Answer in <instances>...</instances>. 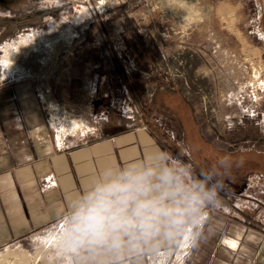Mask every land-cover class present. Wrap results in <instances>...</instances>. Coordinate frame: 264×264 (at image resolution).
Segmentation results:
<instances>
[{
	"label": "rangeland",
	"instance_id": "obj_1",
	"mask_svg": "<svg viewBox=\"0 0 264 264\" xmlns=\"http://www.w3.org/2000/svg\"><path fill=\"white\" fill-rule=\"evenodd\" d=\"M12 2L0 9V87L34 80L41 104L58 109L49 117L60 132L114 130L151 117L189 151L193 185H216L232 164L220 204L248 189L252 177L255 191L264 190L257 0ZM7 52L17 62L14 73L4 72ZM49 184L44 177L42 189L55 182ZM64 227L61 219L0 241V264H71L61 245Z\"/></svg>",
	"mask_w": 264,
	"mask_h": 264
},
{
	"label": "crops",
	"instance_id": "obj_2",
	"mask_svg": "<svg viewBox=\"0 0 264 264\" xmlns=\"http://www.w3.org/2000/svg\"><path fill=\"white\" fill-rule=\"evenodd\" d=\"M13 3L0 0V9L15 7ZM257 4L264 58V0ZM40 99L34 80L0 87V241L16 240L61 219L66 229L72 199L86 193L109 167L155 162L176 170L185 188L193 185L189 151L153 118L114 130L108 124L62 133L49 117L50 108L58 109ZM162 130L166 138L159 136ZM175 146L181 156L174 153ZM156 156L163 159L154 161ZM49 176L55 185L43 190L41 181ZM256 178L227 205L201 207L198 221L187 222L171 238L159 236L147 250L129 253L124 264H264V190L255 191ZM71 264H80L79 256L71 254Z\"/></svg>",
	"mask_w": 264,
	"mask_h": 264
},
{
	"label": "clouds",
	"instance_id": "obj_3",
	"mask_svg": "<svg viewBox=\"0 0 264 264\" xmlns=\"http://www.w3.org/2000/svg\"><path fill=\"white\" fill-rule=\"evenodd\" d=\"M231 167L212 187L187 188L176 170L155 162L106 168L86 193L72 199L61 245L79 256L80 264H124L129 253L147 250L159 236L171 238L187 222L198 221L201 207H218Z\"/></svg>",
	"mask_w": 264,
	"mask_h": 264
},
{
	"label": "trees",
	"instance_id": "obj_4",
	"mask_svg": "<svg viewBox=\"0 0 264 264\" xmlns=\"http://www.w3.org/2000/svg\"><path fill=\"white\" fill-rule=\"evenodd\" d=\"M178 93H179V92H178ZM175 94H176V91H175ZM178 97L180 98L181 103L185 104V105L188 107V108H187V111L189 112L190 115H192V112L194 111V110H193V106H192V104H191V103L186 99V97H185L184 95H182L181 93L178 94ZM176 113H177V112H176ZM145 118H146V116H145ZM146 120H147V121H150V118L147 117ZM195 120H196V125H198V126L200 127V126H201V122L197 121L196 116H195ZM162 131H163L162 134L159 133V136L162 137V135H163V138H166L168 135L165 133L164 130H162ZM160 132H161V131H160ZM165 136H166V137H165ZM246 136H247V138L249 137V138L254 139V140H259V139H260V134H256V133H254V134H252V133H250V134H246ZM241 137H243V136H241ZM221 152H224V151H221ZM221 152H219L218 156H223V155H222L223 153H221ZM174 153L177 154V155H179V156L182 155L181 152H180V150H179V148H178L177 146H175V152H174ZM225 153H227V152H225ZM236 154H237V153H236ZM207 184H210V186H211V185H212V186L214 185V184H211V183H209V182H207ZM220 195H221V197H223V192H222V191H221Z\"/></svg>",
	"mask_w": 264,
	"mask_h": 264
},
{
	"label": "bare ground",
	"instance_id": "obj_5",
	"mask_svg": "<svg viewBox=\"0 0 264 264\" xmlns=\"http://www.w3.org/2000/svg\"><path fill=\"white\" fill-rule=\"evenodd\" d=\"M14 58H13V54H12V52H10V53H6V55L2 58V64H3V66L5 67L4 68V72H5V74L6 73H14V71H15V67L14 66H16V63L17 62H15L14 60H13ZM14 61V62H13ZM14 67V68H13ZM46 90L43 88V93L45 92ZM44 95L47 97L48 95L46 94V93H44ZM48 98V97H47ZM49 99V98H48ZM51 102V100L49 101V103ZM51 104H53V103H51ZM70 129H72V128H70ZM78 131V130H77ZM66 132V131H65ZM74 132H76V131H74ZM61 136V135H60ZM63 230V235H64V233H65V231H66V229L65 228H63L62 229ZM188 236V235H187ZM63 238V237H62ZM185 239H187V237L185 238ZM189 239V238H188ZM9 251V250H8ZM14 251V250H13ZM12 251V253H13V255L16 253V252H13ZM25 251V250H24ZM7 252V251H6ZM8 253V252H7ZM6 254V253H5ZM23 255H25V253L23 254ZM7 256V255H6ZM18 256V255H17ZM25 258V257H24ZM23 259V258H22Z\"/></svg>",
	"mask_w": 264,
	"mask_h": 264
},
{
	"label": "built area",
	"instance_id": "obj_6",
	"mask_svg": "<svg viewBox=\"0 0 264 264\" xmlns=\"http://www.w3.org/2000/svg\"><path fill=\"white\" fill-rule=\"evenodd\" d=\"M47 181H48V183H50V184H54V179L51 177V176H49V177H47ZM49 184V185H50ZM186 246H188V244H185V245H183V247H186Z\"/></svg>",
	"mask_w": 264,
	"mask_h": 264
}]
</instances>
